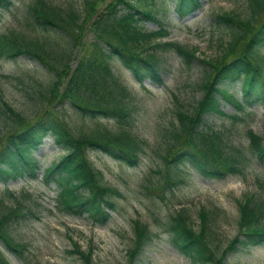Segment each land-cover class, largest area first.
Segmentation results:
<instances>
[{
	"label": "rangeland",
	"instance_id": "rangeland-1",
	"mask_svg": "<svg viewBox=\"0 0 264 264\" xmlns=\"http://www.w3.org/2000/svg\"><path fill=\"white\" fill-rule=\"evenodd\" d=\"M38 1L14 0L13 5L1 13L0 37L18 34L26 40H38L46 46L61 48L63 52L67 48L66 33L45 31L26 20L29 8ZM45 1L65 11L73 9L83 21V0ZM175 3L176 0L145 2V8L153 11L156 21L141 22L140 28L150 33L162 27L168 34L160 42H173L196 49V57L186 65L175 51L154 49L161 73L160 85L150 81L136 83L118 61H113V80L123 89V94L117 97L119 102L108 97L106 91L102 93L99 90L97 97H103L109 107L120 103L129 111L126 119L118 115L84 116L69 103H59L55 94L51 96L48 93L53 78L37 61L28 57L0 60L3 101L31 121L45 111L55 109L74 137L105 131L116 135L124 131L146 143L145 152L135 168H127L99 151L87 152L100 183L117 189L120 194L111 198L115 212L104 226L93 225L86 217H73L58 211L57 187L53 183L46 184L43 179L44 170L66 153L62 146L54 145L53 138L33 153L40 160L41 171L37 179H0V213H9L15 206L21 205V213L26 214L12 220L10 229L15 240L27 247L23 256L10 253L0 244V250L11 264H85L81 256L70 253L74 244L80 245L83 251L92 250L94 264H193L172 245L170 227L176 215L180 214L197 231L199 212L202 209L207 211L213 217L208 237L217 256H221L238 234V203L243 196L250 195L264 202V166L245 158L243 154L247 149L248 130L264 138V106H250L244 113L238 114L242 120L233 121L227 117L235 115L236 109L224 100H220V109L226 117L208 115L205 119L214 130L221 132L223 153L246 159L241 166V174L212 181L204 179L188 165L181 166L177 176L184 179L182 185L173 188L171 193H165L164 198L158 191H153L168 172L161 157L167 147L169 133L177 126L176 111H190L200 100L199 86L209 70L201 61L215 58L220 53L219 46L228 41L227 26L217 20V14L246 16L242 0H203L197 12L181 20L175 14ZM102 4H97V7L101 5L99 11ZM90 23L84 26V41L93 37ZM71 52L74 56L70 66H76L83 51L77 47ZM55 64L61 63L56 61ZM108 86L113 88L112 83ZM230 93L239 98L240 85L232 86ZM10 125L12 120L0 100V137ZM6 190L16 198H11ZM29 210L34 216H30ZM134 221L147 226L149 240L131 260L129 252L134 247ZM225 262L264 264V246L228 253Z\"/></svg>",
	"mask_w": 264,
	"mask_h": 264
},
{
	"label": "trees",
	"instance_id": "trees-1",
	"mask_svg": "<svg viewBox=\"0 0 264 264\" xmlns=\"http://www.w3.org/2000/svg\"><path fill=\"white\" fill-rule=\"evenodd\" d=\"M13 1L0 0V16L13 5ZM147 1L83 0L84 18L81 21L73 9L65 11L39 0L29 8L26 20L45 31L66 33L67 48L61 52V48L46 46L38 40H26L18 34L4 35L0 37V60L28 57L37 61L53 78L48 93L51 96L55 94L59 103H69L84 116L118 115L126 119L129 111L120 103L109 107L103 97H97L99 90L102 93L106 91L108 97L119 102L117 97L123 94V89L113 80V61H118L136 83L150 81L160 85L161 73L154 49L175 51L186 65L197 54L196 49L173 42H160L168 34L162 27L150 33L140 28L141 22L156 21L153 11L145 8ZM202 1L176 0L175 14L182 20L197 12ZM242 1L246 10L244 18L233 13L216 16L227 26L228 41L219 46L220 53L215 58L201 61L209 70L199 86L200 100L190 111H176L177 126L169 133V141L161 157L168 172L162 176L163 181L153 188L163 198L165 193H171L173 188L184 183V179L177 176L181 166L188 165L189 169L212 181L241 174V166L246 159L223 153L221 132L214 130L205 118L208 115L226 117L220 109V100L235 107L237 113L227 117L233 121L242 120L238 114L244 113L250 106H264V0ZM98 3H103L100 11ZM90 21L93 37L84 41V26ZM77 47H81L83 56L79 64L70 66L74 56L71 50ZM56 61L61 64L56 65ZM108 83H112L113 88ZM236 83H241L239 98L230 93V88ZM0 100L12 120V125L0 137V179H37L41 171L40 160L33 153L39 151L42 139L51 135L56 144L66 151L43 172L44 182L57 187L58 211L73 217H86L93 225H106L115 212L111 198L120 194L117 189L100 183L87 152L99 151L127 168H135L145 152L146 143L124 131L116 135L105 131L74 137L55 109L47 110L31 121L3 101L1 93ZM246 139L245 158L264 166V138L248 130ZM6 192L11 198H16L9 190ZM20 207L15 206L6 214L0 213V244L10 253L22 257L27 247L17 242L10 230L12 220L26 216L21 213ZM238 207V234L221 256H217L208 237L213 217L204 209L199 212L197 231L180 214L176 215L170 227L173 247L193 264H226L228 253L264 246V202L245 195ZM29 213L34 216L31 210ZM133 224L135 238L134 247L129 252L131 260L149 240L147 226L140 221ZM70 253L81 256L85 264H94L92 250L83 251L80 245L74 244ZM0 264H11L1 250Z\"/></svg>",
	"mask_w": 264,
	"mask_h": 264
}]
</instances>
